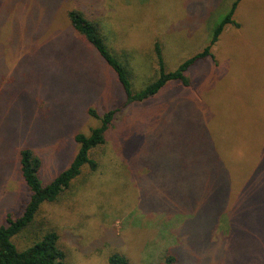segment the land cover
<instances>
[{
    "label": "rangeland",
    "instance_id": "obj_1",
    "mask_svg": "<svg viewBox=\"0 0 264 264\" xmlns=\"http://www.w3.org/2000/svg\"><path fill=\"white\" fill-rule=\"evenodd\" d=\"M234 0H0V227L30 200L20 151L43 184L66 170L78 133L121 108L116 73L71 26L83 11L131 70L134 92L201 53ZM214 59L116 114L106 143L69 190L15 235L24 251L49 231L68 264H264V0H242Z\"/></svg>",
    "mask_w": 264,
    "mask_h": 264
},
{
    "label": "trees",
    "instance_id": "obj_2",
    "mask_svg": "<svg viewBox=\"0 0 264 264\" xmlns=\"http://www.w3.org/2000/svg\"><path fill=\"white\" fill-rule=\"evenodd\" d=\"M240 2L241 0H234L230 12L214 31L210 44L201 53L182 63L174 72L166 71L161 46L157 43L155 51L158 59L159 75L139 92H134L132 89L131 70L127 61L120 59L110 50L99 24L89 20L81 10H72L68 13V20H70L72 28L99 53L116 73L124 90L123 92L126 94V102L121 108L111 109L102 116L94 109L88 110L91 117L100 121V125L91 129L89 135L78 133L75 136L74 141L78 148L73 161L66 170L49 184H43L38 176V172L42 167L41 158L32 150L24 149L20 151L18 164H20L22 178L30 190V200L19 217L14 218L8 214L5 225L0 227V264H68L66 254L58 247L59 238L54 231H49L42 236L41 241L24 251H19L16 248L13 238L33 225L44 204L56 202L65 191L69 190L72 182L82 174L84 167L88 166L92 171L98 169V163L92 158V152L106 143L107 132L112 126L117 113L131 104L142 103L155 97L169 82H179L184 88L191 86V81L186 76V72L200 60L214 59L212 49L219 41L227 25L231 24L239 27L233 20V16ZM174 263H176V258L173 256H169L165 260V264ZM110 264L130 263L126 258L115 254L110 258Z\"/></svg>",
    "mask_w": 264,
    "mask_h": 264
},
{
    "label": "crops",
    "instance_id": "obj_3",
    "mask_svg": "<svg viewBox=\"0 0 264 264\" xmlns=\"http://www.w3.org/2000/svg\"><path fill=\"white\" fill-rule=\"evenodd\" d=\"M241 1H242V0H241ZM240 3H241V2H240ZM240 3H239V5H240ZM239 5H238V7H237V9H236V11H235V13H234V16H235V14H236V16H237V13H238L237 11H238ZM234 16H233V20H234ZM234 21H235V20H234ZM235 22L239 25V27H236V26H234V25H233V26H234L236 29H238V30L240 29V30H241V29L243 28L242 23H240V21H235ZM230 25H231V24H230ZM227 26H228V25H227ZM227 26H226V27H227Z\"/></svg>",
    "mask_w": 264,
    "mask_h": 264
}]
</instances>
